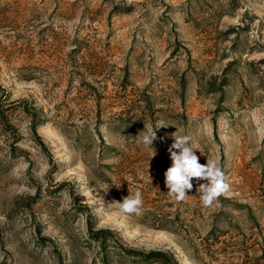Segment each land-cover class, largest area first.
Masks as SVG:
<instances>
[{
	"label": "rangeland",
	"instance_id": "1",
	"mask_svg": "<svg viewBox=\"0 0 264 264\" xmlns=\"http://www.w3.org/2000/svg\"><path fill=\"white\" fill-rule=\"evenodd\" d=\"M0 84L5 105L36 106L45 145L5 108L20 139L0 125V264H161L102 249L90 221L176 264H264V0H0ZM158 124L152 147L137 143ZM174 135L225 173L218 206L195 178L185 201L168 196L156 157L172 166ZM113 184L142 192L140 215L109 205Z\"/></svg>",
	"mask_w": 264,
	"mask_h": 264
},
{
	"label": "clouds",
	"instance_id": "2",
	"mask_svg": "<svg viewBox=\"0 0 264 264\" xmlns=\"http://www.w3.org/2000/svg\"><path fill=\"white\" fill-rule=\"evenodd\" d=\"M162 126L167 125L158 124L154 129H146L140 132L141 134L137 143L145 147H152L153 142L158 139L156 129ZM191 144V135H174V143L169 149L172 166L164 173L165 185L168 189L167 194L176 202H183L188 196L187 192L193 188L192 180L194 178L198 181L204 180L206 183L199 184L197 188L203 206H218L216 203L218 197L230 190V184L227 182L225 173L216 161L207 160V163L204 165L199 163V158L194 151L195 148ZM173 149L178 151H174ZM153 150L155 155V149L153 148ZM80 194L87 197V199L94 200L97 204L102 205L104 203L103 198L93 196L92 190L89 188L87 192ZM109 205L114 206L120 215H140L143 206L142 192L138 189L134 195L130 193L124 197L122 202L114 201ZM96 211L98 214L103 213L104 207L101 206Z\"/></svg>",
	"mask_w": 264,
	"mask_h": 264
},
{
	"label": "trees",
	"instance_id": "3",
	"mask_svg": "<svg viewBox=\"0 0 264 264\" xmlns=\"http://www.w3.org/2000/svg\"><path fill=\"white\" fill-rule=\"evenodd\" d=\"M224 85H225V82L222 83L221 89H223ZM213 89L214 88L212 87L211 90H213ZM0 92L2 93V95L4 94V96L1 100V104H0V125L3 129V131L9 132L14 136L13 144L18 143L20 137L17 136L16 127L10 121V119H9V117L5 111L7 109L10 110V109H14L16 107H22V109L31 117L30 128L32 130V133H33L35 140L41 146L45 147V145H44V143H43V141H42V139H41V137L37 131L38 126L41 123V116L38 113L36 106L33 104H29V102L26 99L13 100V101H10V103H8L7 105H5L4 101H6L8 99V95L5 94L6 91H5L4 87H2L1 84H0ZM5 108H7V109H5ZM11 149H12V151H11L12 154L14 156H16L18 154L17 151L19 150L17 145L11 146ZM123 159H124V154L121 157V160H123ZM156 161L159 165L161 173L164 175L165 171L169 168L168 160L164 157V155H160V156L156 157ZM111 167L112 166H109V168H111ZM107 180L110 181L111 179H107ZM124 197H126V196L119 190V187H116V185L113 184V186H112V198L117 202H122ZM37 198H39V197L38 196L30 197V201H29V203H27V206L28 207L31 206V204L36 202ZM148 214L152 215L151 220L144 218V216H147ZM142 218H143L142 222H146L149 225H151L152 227L169 229L168 227H166L164 225L165 223H162L163 219L158 217L157 214H155L151 211H142ZM88 233H89V237L92 240L99 242L100 247L102 249L107 250V248H109V247L119 248L120 251L123 252V254H125L126 256L132 257L134 263L135 262L136 263L151 262L153 260H158L161 264H176L177 263L175 258L170 253H168L166 251L151 250L147 253H143V252L138 251V250H133V249H129V248H126L123 246H119V244L115 243V241L113 243H109V239L114 237L113 231L108 229V228L95 229V227L92 225L91 221L88 223ZM105 258H104V260L106 261Z\"/></svg>",
	"mask_w": 264,
	"mask_h": 264
}]
</instances>
